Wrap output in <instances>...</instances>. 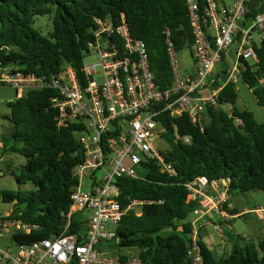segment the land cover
I'll return each mask as SVG.
<instances>
[{
    "label": "trees",
    "instance_id": "trees-1",
    "mask_svg": "<svg viewBox=\"0 0 264 264\" xmlns=\"http://www.w3.org/2000/svg\"><path fill=\"white\" fill-rule=\"evenodd\" d=\"M53 16V31L43 36L33 25L39 16ZM125 18L134 39L145 43L151 71L158 91L174 85L165 30L177 52H193V34L184 0H0V64L24 73L53 76L71 67L80 84L84 78V52L94 41L96 19L118 27ZM256 71L249 65L242 81L264 108V41L255 47ZM228 73H216L215 81ZM54 90H29L8 102L13 132L3 138L4 152L26 159L20 174L11 172L20 186L32 184L29 191H2L0 200L14 204L11 217L35 226L30 234H15L13 243L30 245L65 232V217L78 182L74 169L84 161V150L76 137L83 124L58 128L52 108ZM236 84L229 83L219 96V106L209 107L201 124L188 115L172 117L161 113L156 120L165 128L164 139L170 150L161 152L167 173L156 161L146 160L139 179L116 181L118 200L126 207L130 201L147 202L140 215L128 213L115 227V249H137L143 264H191L188 258L189 217L195 205L188 202L187 185L199 177L210 182L231 178V193L264 190V123L253 112L238 110ZM231 105L232 113L223 105ZM163 108V104L155 107ZM207 116L209 122L203 120ZM189 139V143H186ZM82 213L71 219L68 234L86 229ZM229 254L217 257L204 245V264H264V239L257 245L235 238ZM83 242V239H79ZM122 263L126 255H119Z\"/></svg>",
    "mask_w": 264,
    "mask_h": 264
},
{
    "label": "built area",
    "instance_id": "built-area-1",
    "mask_svg": "<svg viewBox=\"0 0 264 264\" xmlns=\"http://www.w3.org/2000/svg\"><path fill=\"white\" fill-rule=\"evenodd\" d=\"M184 1L196 68L185 76L181 74L178 52L166 29L174 85L164 92L156 88L145 43L133 38L124 17L118 27L96 19L94 41L84 52L85 86L71 67L58 75L37 76L0 64V87L15 89L18 99L29 90H54L52 108L57 113L58 128L75 123L85 126L83 132H78L82 135L78 140L84 161L74 169L78 184L71 196L70 211L63 214L65 232L30 245H17L13 235L30 234L37 227L11 214L0 216V241L11 239L16 247H0V264H143L139 254L128 256L122 263L111 245L117 238L115 227L130 212L140 215V207L147 203L132 200L124 207L118 200L116 181L139 179L135 167L140 169L146 160L158 162L174 175L155 144L166 133L156 118L164 112L172 117L186 114L193 124H201L207 108L219 106L220 93L227 84H236L249 65L256 71L258 44L254 34H259L261 43L264 41V0H234L230 6L224 0ZM91 56L98 61L90 63L87 59ZM215 73L228 74L223 75L226 79L219 85ZM160 104L163 108L156 109ZM223 106L232 113L231 105ZM85 180L91 181L88 192L84 191ZM231 183V178L210 182L201 176L187 185L188 202L195 205L189 221L191 264H204L202 231L206 226L224 235L223 224L251 214L264 222V207L236 211L231 201ZM79 213H88L84 216L88 221L86 229L70 235L71 219ZM239 237L251 242L248 235ZM80 238L83 242H79Z\"/></svg>",
    "mask_w": 264,
    "mask_h": 264
},
{
    "label": "rangeland",
    "instance_id": "rangeland-1",
    "mask_svg": "<svg viewBox=\"0 0 264 264\" xmlns=\"http://www.w3.org/2000/svg\"><path fill=\"white\" fill-rule=\"evenodd\" d=\"M227 6L232 5L234 0H224ZM33 27L38 30L43 36L49 37L50 33L53 31V16H39L35 18V22ZM256 43L259 45L261 43L259 34H254ZM233 51V50H232ZM194 52H191L189 49H185L177 54V61L181 71V74L185 76L188 73H192L195 71L196 62L194 58ZM232 54V52H231ZM90 63H96L98 58L96 56H91L87 59ZM252 64V63H251ZM236 88L238 90V100L235 107L242 111V110H249L254 113L257 121L259 123H264V108L260 106L252 93V90L242 81L236 83ZM17 99L16 90L4 86L0 87V142H3L4 137H10L13 132V127L10 122V108L8 107V102L14 101ZM224 111H228L227 106H222ZM205 117V116H204ZM203 120L209 122L208 117L206 116ZM82 135L76 134L77 139H79ZM156 147L160 152H167L170 150V145L166 139H157ZM26 164V159L14 153H5L4 150H0V193L2 191H29L35 189V187L28 183L27 185L20 186L16 182L15 178L11 175V172H16L20 174V168L22 165ZM135 169L139 173V169L135 167ZM84 191L88 192L91 189V181L85 180L83 183ZM231 201L235 206L241 210L242 208H247L249 210H254L258 207H264V190H255L247 193L246 195L241 194L239 191H233L231 193ZM14 204L3 203L0 200V216H5L11 214L14 210ZM84 216H88V213H84ZM251 220H253V224L257 223L258 228L264 229L261 222L257 220L254 214H251ZM190 219V217H189ZM249 220L236 219V225H241L244 227L245 223ZM256 225V224H255ZM240 227V226H239ZM245 228V227H244ZM110 229V228H109ZM237 231L240 234L252 235L249 230L241 229ZM204 233V231H202ZM208 233L212 235L217 242V245L220 246L221 238L219 234L214 231L213 228H208ZM253 241L252 243L258 244L260 242V237L252 235ZM235 241L227 240V247L224 249L226 253L221 252L218 250L217 256H224L229 254L234 245ZM5 246H10L14 250L16 247L12 244L11 239H5L0 241V247L5 248ZM217 246V247H218ZM210 248V247H209ZM116 253L118 255H126V256H136L139 254V250L137 249H116ZM115 253V254H116Z\"/></svg>",
    "mask_w": 264,
    "mask_h": 264
},
{
    "label": "crops",
    "instance_id": "crops-1",
    "mask_svg": "<svg viewBox=\"0 0 264 264\" xmlns=\"http://www.w3.org/2000/svg\"><path fill=\"white\" fill-rule=\"evenodd\" d=\"M235 208H236V211L239 213L243 212L246 209V208H242L241 210H239V208L237 206H235ZM243 219L249 220L245 223V225H244L245 228L242 227L241 225L237 226L235 223V220H233L229 223L223 224V229H224L225 234L224 235L219 234V236L221 238V243H220L221 245L220 246L217 245V242L215 241L214 237L208 233V228H210V227L213 228V227L210 225L206 226L205 229L203 230L204 233L202 232L203 245L209 251H211L212 254H214L215 256L218 255V252H217L218 250H220L223 253H226L224 251V249L227 247V240L234 241L237 236L246 235V234H240V232L237 231V228H238V230H240L239 228H241V229L247 228V230H249L252 235L260 237V239L263 240L264 239V229L258 228L256 222H255L256 225L253 224V220H251V217H244ZM257 220L260 221L258 218H257ZM260 222L264 228V222L263 221H260ZM240 231H242V230H240ZM252 235H248L251 238V242L253 241ZM217 257H220V256H217Z\"/></svg>",
    "mask_w": 264,
    "mask_h": 264
},
{
    "label": "water",
    "instance_id": "water-1",
    "mask_svg": "<svg viewBox=\"0 0 264 264\" xmlns=\"http://www.w3.org/2000/svg\"><path fill=\"white\" fill-rule=\"evenodd\" d=\"M102 81H103L102 79L99 80L100 83H101Z\"/></svg>",
    "mask_w": 264,
    "mask_h": 264
}]
</instances>
